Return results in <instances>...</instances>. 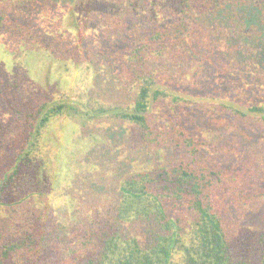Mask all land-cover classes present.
<instances>
[{
    "label": "trees",
    "instance_id": "1",
    "mask_svg": "<svg viewBox=\"0 0 264 264\" xmlns=\"http://www.w3.org/2000/svg\"><path fill=\"white\" fill-rule=\"evenodd\" d=\"M11 1L0 0V33L7 34L3 44L10 43L6 48L14 62L12 73L0 65V264H41L53 243L72 232L76 239L69 254L80 251L77 264H264V228L258 232L242 222L264 201V191L252 186L262 169L217 162L215 145L193 128L214 113L243 133L264 134V98H248L238 90L195 89L172 71L176 60L199 61L201 69L194 75L215 74L207 62H218L222 38L239 44L241 61L264 59V42L252 43L251 36V29L264 26L256 9L260 3L79 0L84 15L105 32L100 42L89 38L82 45L38 32L33 18L23 14L24 1ZM101 1L108 7L95 12ZM103 41H112L113 50L104 53ZM36 50L80 69L83 83L66 88L59 77L47 92L27 93L28 56ZM105 62L113 89H85L89 73ZM252 82H247L250 89ZM162 104L168 116L155 120ZM71 118L80 120V137L88 144L68 153L74 178L84 184L85 175L93 185L101 181L99 161L112 156L104 138L112 132L130 131L151 153L169 147L179 155L115 171L109 188L95 186L106 201L97 210L86 208L82 223L79 212L70 223L64 203L52 208L47 199L59 186L62 166L48 136L56 122ZM241 139L240 145H246ZM95 140L101 142V154L89 145ZM230 147L218 148L229 152ZM72 191L60 189L55 195L73 198Z\"/></svg>",
    "mask_w": 264,
    "mask_h": 264
},
{
    "label": "rangeland",
    "instance_id": "2",
    "mask_svg": "<svg viewBox=\"0 0 264 264\" xmlns=\"http://www.w3.org/2000/svg\"><path fill=\"white\" fill-rule=\"evenodd\" d=\"M14 1L17 4L24 1L23 14L26 18H33V24L38 32L50 37L57 36L58 34L64 41L84 45L89 38L94 39L92 43L95 41L100 42L105 35L101 27H97L98 25L96 22L88 19L87 16L84 15L79 6V0H12L11 3L13 5H15ZM256 3H260L256 8L259 12L257 14H262V22H264V0H257ZM5 4L6 3H1V6L5 7ZM106 7H108V3L106 1H101L95 12L102 13ZM251 30L252 43L259 42V44H262L264 42V26L259 30ZM4 37H7V34L0 33V65L12 73L14 70V62L6 48L10 43H6V45L3 44V40L6 42ZM102 43L105 44L104 53L113 50L112 41H103ZM262 46L260 53L264 54V44ZM216 50L218 62H211V59L207 62V64H210L215 74L210 72L208 75L204 74L205 76L199 77L194 75L195 72L201 69L199 61L187 64L178 60L172 65L173 73L176 77L191 81L190 85L195 89H220L222 93H231L238 90L241 93H246L248 98L255 95L264 98V59L255 61L251 57L243 60L244 62L241 61L240 58L237 57V55L239 56V54H237L239 52V44L230 42L227 38H222L218 41ZM247 53L249 54L250 52ZM27 64L29 77L24 83V89L29 94L47 92L53 88L59 77L62 78V85L66 88L76 87L83 83L84 77L80 69L74 67L72 64H68L69 66L67 67L64 64L56 63L38 50L29 54ZM244 64L248 66L246 70L244 69ZM107 67L109 68L105 62L101 66L96 67V69L93 68L92 72L87 76L89 79L86 83L87 86L84 88H91L93 91L100 89L99 91L104 92L111 88L113 89L115 85L114 78L111 77ZM203 73L205 72L203 71ZM252 79V88L250 89L247 87L249 84H247V82ZM97 86L100 88H96ZM164 105L165 104H162L156 109L155 120L156 117H159L162 121L163 118L164 120L167 118L168 115L166 113L169 112ZM189 111L190 109L185 108L183 113L188 114ZM189 119V122H193L192 117ZM193 128L196 129L198 135L206 139L210 145H215L216 148L212 150L214 152L213 156L217 159V162L218 160H222L236 167L251 168L253 170L259 167L262 169V174L257 176L256 181L252 182V186L258 190L264 191V164L262 160V157L264 158V134H258L253 131L243 133L244 131L238 130L232 121L217 116L214 113H209L203 120H198ZM80 130V120L74 118L64 119L63 121L56 122L52 126V130L48 136V139L56 146L58 151L56 157L59 159L62 166L58 178L59 186L53 190L47 200L52 208H56L57 205L64 203L63 207H65L64 210L68 218L67 221L70 223L73 221L71 217L74 219L75 217L73 215L78 214L77 212H79L80 215L78 222L79 224L82 223L86 208L90 207L97 210V206H100L102 202L106 201L102 198L103 194L100 195L99 192L95 190V186L100 185L104 188L108 186L109 188V186L113 184L112 180L115 171L119 169H121V171H126L128 169L145 168L151 166L155 161L165 163L176 159L179 155L178 151L169 147H161L158 150H154L155 152L153 151L155 154L151 153L130 131L124 130L117 134L111 131L112 133L104 139L106 143L105 147H107L108 152H110L112 156H108L103 162L99 161L101 172L103 173L101 181L96 180L97 182L94 181L95 184L93 185L90 182L92 177H86L85 175L86 181L84 182L86 186L89 187L87 190V187L84 188L85 184L83 182L74 178L69 168L70 162L68 153L70 152V148L76 147L79 144L88 146V144L82 141ZM106 131L110 132V130ZM242 133L244 136H242ZM135 136L137 137L136 134ZM239 137L243 139H241V143H245V147L240 145ZM100 143L101 142L95 140L94 143L89 145H94L93 148L98 151V154H101L102 152H99L100 150L97 148ZM227 144H231L229 152H222V149L218 148L220 145ZM89 148H92V146ZM219 152H221V154ZM101 156L103 155H98V157ZM259 179H263V181L260 182ZM251 181H249L248 184H250ZM60 189H66V191L70 189L73 190L72 195L74 197L72 198V196H70L71 198H68V194L65 192H63L65 193L63 196H61V194L55 195ZM106 196L108 197L107 193ZM84 200L85 202L81 204ZM77 203H80L79 208ZM61 214H63V212ZM242 222L252 226L255 231L259 232L262 230L264 228V201L258 204L254 211L243 216ZM139 232L141 233V230ZM73 234V232L69 233L65 241L60 240L54 242L51 253L43 255L44 258L41 264H77L80 251L75 254H69L70 248L75 246L76 236Z\"/></svg>",
    "mask_w": 264,
    "mask_h": 264
}]
</instances>
